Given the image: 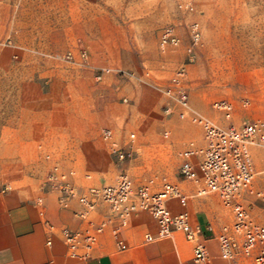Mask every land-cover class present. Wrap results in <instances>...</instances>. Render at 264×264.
Segmentation results:
<instances>
[{
  "label": "rangeland",
  "instance_id": "rangeland-1",
  "mask_svg": "<svg viewBox=\"0 0 264 264\" xmlns=\"http://www.w3.org/2000/svg\"><path fill=\"white\" fill-rule=\"evenodd\" d=\"M194 23L201 40L189 61ZM166 27L174 29L180 44L160 51L158 38ZM181 66V86L191 106L207 118L223 123L212 108L221 99L233 103L237 123L264 118V0H0V83L11 88L13 76L27 80L33 75L35 88L47 102L68 100L99 108L100 125L93 136L107 179L121 168L135 183L144 175L171 173L175 159L160 153L165 125L178 143L201 138V131L189 122H166V100L155 92L157 85H171ZM145 72L149 77L143 80ZM16 102L10 96L9 109L18 106ZM108 106L116 109L108 114ZM103 127L113 129L121 144L130 133L136 142L140 139L142 150L132 162H111L105 144L96 140ZM22 145L21 151L28 147L30 159L8 158V165L17 164L15 173L30 164L44 183L45 154L58 155L61 146L37 136ZM251 152L256 170H264V149L254 146ZM254 187L264 189V173L256 176ZM246 206L264 219V204L253 196Z\"/></svg>",
  "mask_w": 264,
  "mask_h": 264
},
{
  "label": "crops",
  "instance_id": "crops-1",
  "mask_svg": "<svg viewBox=\"0 0 264 264\" xmlns=\"http://www.w3.org/2000/svg\"><path fill=\"white\" fill-rule=\"evenodd\" d=\"M16 76H13L11 88L7 87L3 80L0 83V264H195L193 245L182 232H173L171 238L145 241L146 234L157 236V225L144 211L132 215L123 226L118 221L110 225L99 237L91 259L87 262L78 263L68 258L60 237L49 233L44 222L71 230L82 227L84 223L74 216V212L79 209L78 203L72 200L68 208H61L57 203V195L44 188L42 177L31 171L30 164L21 166L22 170L14 173V166L17 167V164L11 163L9 166L7 159L12 158L13 161H16L17 157L23 159L20 158L19 161L30 159L28 147L22 150L26 149V153H23L21 145L37 136L49 141L51 146H61L62 152L58 155L46 153L51 156L50 160H47L48 169L54 162H58L64 168L74 169L76 177L73 182L79 193H84L91 186L111 184L116 175L111 179L102 175L106 168H102L100 163L102 152L96 142L94 143L93 136L95 128L100 125L101 110L81 102L69 103L68 100L57 105L47 102L46 98L42 97L44 96L42 91L35 88L33 75L28 76L27 80ZM155 92L158 94V91ZM159 95L161 96L160 93ZM10 96L13 101L14 99L18 101L16 102L18 106H12L11 110L8 106ZM113 109L116 107L108 106L105 112L111 114ZM165 119L166 122L173 119L183 122L175 116L166 114ZM222 122L221 125H227L226 121ZM233 122L240 124L234 120ZM166 130L170 131V134L168 137L163 135L160 153L163 157L172 156L177 165L171 173L163 172L156 175L166 177L170 182L177 184L183 193L192 194L196 192V187L179 178L180 160L177 157V153L186 142L192 139L178 143L173 138L172 130L165 125L163 132ZM96 140H100V132ZM194 141L202 143V134L200 139ZM136 147L139 154L142 150L139 138ZM109 158L114 163L110 155ZM253 163L255 166L254 159ZM256 172L260 174L264 173V170ZM87 174L91 179L85 178ZM146 176L148 175L141 178ZM4 186H9L11 190L3 192ZM249 197H245L246 203ZM38 198L43 200L41 206L36 204ZM168 207L173 214L182 211L177 201L170 202ZM185 210L189 214L190 225L200 226L202 229L201 241L211 256V264H237L225 262L219 257L215 235L223 225L232 222V216L231 212L220 204L218 197L209 195L191 198ZM107 215L108 209L102 205L90 218L98 222ZM261 217L254 216L258 223H264ZM207 225L212 226L213 233L205 230ZM114 229L119 231L118 237L123 242L122 249L117 246L112 235ZM49 238L51 244L47 245Z\"/></svg>",
  "mask_w": 264,
  "mask_h": 264
},
{
  "label": "built area",
  "instance_id": "built-area-1",
  "mask_svg": "<svg viewBox=\"0 0 264 264\" xmlns=\"http://www.w3.org/2000/svg\"><path fill=\"white\" fill-rule=\"evenodd\" d=\"M192 45L187 48L189 61H192L193 47L200 43V29L197 23L190 26ZM180 40L172 27L162 30L158 38L160 51L179 46ZM86 58V53H81ZM71 59V55L67 56ZM133 79L132 74H125ZM185 76L184 67H179L169 86H155V89L166 99L163 112L175 116L198 127L202 134V143L194 140L186 142L177 153L180 160L178 176L183 181L192 183L196 192L185 194L180 187L166 177L150 175L135 183L125 168H121L111 184L91 186L84 193H79L73 180L76 171L64 168L58 162L51 164L44 180V188L57 195L58 205L66 209L72 200H76L79 209L74 216L84 225L76 230L67 227H56L49 222L44 225L49 233L57 234L66 248L70 260L85 263L91 259L99 237L105 230L118 221L125 225L132 215L139 211L148 213L157 225V236L145 235L146 242L156 239L171 238L173 232H182L193 245V262L211 264V256L201 241L200 226H191L189 214L185 210L191 198L216 195L220 204L231 212L232 222L223 225L215 235L219 257L228 263L264 264V223H258L246 206V196L264 204V189L254 187L258 173L255 170L251 148L264 149V118L235 124L233 122L234 105L228 100H217L212 108L227 122L221 125L196 111L190 104L189 96L181 84ZM149 73L143 74V80ZM96 80H101V74ZM123 102H126L123 99ZM170 131L163 132L168 137ZM100 139L114 160L119 165L132 162L137 155L136 136L130 133L127 141L121 144L111 128H102ZM49 154L45 155L50 160ZM91 179L90 175H85ZM4 186L2 191H9ZM177 201L182 211L173 214L168 207ZM36 204L41 206L43 200L38 198ZM105 206L109 215L94 222L90 216L100 207ZM42 215V213H41ZM213 233L211 225L205 227ZM116 244L122 249L119 231L112 230ZM51 244L50 238L47 245Z\"/></svg>",
  "mask_w": 264,
  "mask_h": 264
}]
</instances>
